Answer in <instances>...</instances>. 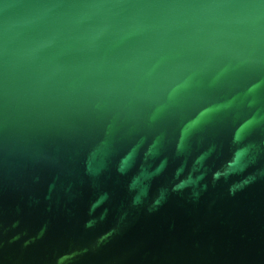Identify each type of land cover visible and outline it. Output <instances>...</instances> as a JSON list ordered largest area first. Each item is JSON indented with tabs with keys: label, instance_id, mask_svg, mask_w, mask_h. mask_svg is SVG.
Segmentation results:
<instances>
[{
	"label": "water",
	"instance_id": "water-1",
	"mask_svg": "<svg viewBox=\"0 0 264 264\" xmlns=\"http://www.w3.org/2000/svg\"><path fill=\"white\" fill-rule=\"evenodd\" d=\"M0 264H264V0H0Z\"/></svg>",
	"mask_w": 264,
	"mask_h": 264
}]
</instances>
